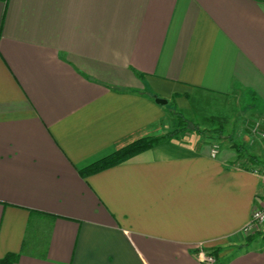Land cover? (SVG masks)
I'll return each instance as SVG.
<instances>
[{
	"label": "crops",
	"instance_id": "1",
	"mask_svg": "<svg viewBox=\"0 0 264 264\" xmlns=\"http://www.w3.org/2000/svg\"><path fill=\"white\" fill-rule=\"evenodd\" d=\"M178 112L264 123V0H0V259L264 264V228L243 232L262 138L204 133L80 174Z\"/></svg>",
	"mask_w": 264,
	"mask_h": 264
},
{
	"label": "trees",
	"instance_id": "2",
	"mask_svg": "<svg viewBox=\"0 0 264 264\" xmlns=\"http://www.w3.org/2000/svg\"><path fill=\"white\" fill-rule=\"evenodd\" d=\"M175 119H176V128L172 129L171 131L157 137H146V138H141L138 140H135L128 145L121 147L114 151L112 154L100 159L99 161H96L95 163L89 165L85 169H83L80 174L82 176H88V175H93L96 173H99L101 171H104L108 168H111L116 165L123 164L127 162L129 159L132 157L143 153L154 146L161 144V143H166V142H171L173 140H178L179 137L186 132V127L184 125L187 124L189 129L196 133L197 135H201L205 133L204 129H199L198 126H196L195 123L187 120L182 113H174L173 114ZM210 120L217 121L218 122V127L214 130H212V133H215L218 135L220 138H223V119H218V118H211ZM227 140L229 143L232 144V147L238 151V152H243V149L241 146L237 143L233 142V139L231 137H227ZM248 158L255 159L252 155H249ZM216 253L212 252L211 254ZM17 259V255L14 254H6L0 259V264H13Z\"/></svg>",
	"mask_w": 264,
	"mask_h": 264
},
{
	"label": "rangeland",
	"instance_id": "3",
	"mask_svg": "<svg viewBox=\"0 0 264 264\" xmlns=\"http://www.w3.org/2000/svg\"><path fill=\"white\" fill-rule=\"evenodd\" d=\"M252 104L253 103H251V100L246 102V103H244V104L241 103V108L243 106H245V105L246 106H252ZM252 118H254V117L251 116V115H246L243 119L237 120L238 121L237 124L231 119H230V121L225 122L226 124L222 123L223 140L228 141L227 137H231L233 139L234 136H236L238 138L240 129L242 130L241 132H243L241 136L245 135V136L251 138L252 134H251L249 128H250V126L252 124H254V121H253ZM175 124H177L176 121H175ZM175 124L173 125L172 122H171V125H173L172 128H176ZM195 124H196V126H198L199 129H204L205 130L206 135H204L203 138L212 137L213 139H215L216 142H218V140H217V138L215 136L210 135V134H214L215 135V133H212V130H214V129H216L218 127V122L217 121H213V120H205V121H200V122L197 121ZM184 126L186 127V132L179 137L180 141H184L185 137L188 140V138L190 136H193V137L199 136L196 133L192 132L189 129V127L187 126V124L184 125ZM240 142L241 141L238 142L239 145H240ZM235 143H237V142H235ZM240 146H242V145H240ZM243 155L244 154H242V156Z\"/></svg>",
	"mask_w": 264,
	"mask_h": 264
},
{
	"label": "built area",
	"instance_id": "4",
	"mask_svg": "<svg viewBox=\"0 0 264 264\" xmlns=\"http://www.w3.org/2000/svg\"><path fill=\"white\" fill-rule=\"evenodd\" d=\"M251 134L254 137H259L264 139V123L261 122H254L249 128ZM218 151V146L213 145L210 149V156L215 157ZM261 177L264 181V163L262 165ZM264 228V206L261 208H253L250 214L249 222L243 228V232L245 235H253L256 233L258 229ZM198 260L202 264H215L216 257L205 251H199L198 253Z\"/></svg>",
	"mask_w": 264,
	"mask_h": 264
},
{
	"label": "water",
	"instance_id": "5",
	"mask_svg": "<svg viewBox=\"0 0 264 264\" xmlns=\"http://www.w3.org/2000/svg\"><path fill=\"white\" fill-rule=\"evenodd\" d=\"M155 102H156L157 104H159V105H165L167 101L164 100V99L156 98V99H155Z\"/></svg>",
	"mask_w": 264,
	"mask_h": 264
}]
</instances>
